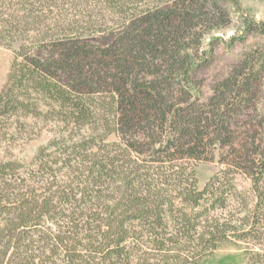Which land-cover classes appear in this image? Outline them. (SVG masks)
<instances>
[{
    "label": "rangeland",
    "instance_id": "rangeland-1",
    "mask_svg": "<svg viewBox=\"0 0 264 264\" xmlns=\"http://www.w3.org/2000/svg\"><path fill=\"white\" fill-rule=\"evenodd\" d=\"M183 3L195 7L187 17L180 13ZM119 4L110 0H0V14L5 19L14 17L13 32L30 41L32 54L50 44L47 33L57 46L78 41L93 53L91 72L97 83L87 98L102 109L98 114L106 116L110 132L102 138L94 134V147H105V152L117 156L123 165L121 176L135 179L140 193H147V185L164 189L169 205L161 230L164 246L152 244L145 231L136 233L139 264H155L167 254L186 264H264V221L257 224L251 238H228L215 248H206L199 237L212 223L211 217L220 224L227 220V227L242 226L243 217L255 204L252 180L260 174L259 159L264 158V34L258 29L264 25V0H139L135 6L126 2L124 11ZM170 5L176 14L164 31L168 37L164 44L155 51L122 54L126 51L115 41L146 27L149 10ZM110 45H114L111 55L122 57L119 65L105 55ZM16 46L17 41L13 46L6 40L0 42V93L10 89L7 82ZM47 51L49 56L60 53L54 48ZM118 79L125 84L119 85ZM24 94L25 106L0 105V163L21 165L16 177L5 175L12 179V186L4 185L12 188L13 179L30 177L37 193H49L69 173L63 159L87 153L77 145L99 122L70 118L54 100L32 88ZM146 95L161 97V104H156L159 111L151 108ZM194 144L197 149L192 152ZM42 150L48 155L46 164L53 165L49 172L39 169L42 159L37 157ZM192 173L200 186L217 175L216 186L225 193L224 203L207 208L210 222L206 215L197 220L179 212L184 206L172 187L176 178L186 181ZM12 191H4L8 204L15 200ZM6 209L0 207L4 236L8 234L4 232ZM49 226L50 221L43 220L30 230L35 231L34 236L30 233L34 242H28L32 255L45 251L48 241L41 232ZM185 230L191 232L184 235ZM12 264L28 263L17 259Z\"/></svg>",
    "mask_w": 264,
    "mask_h": 264
},
{
    "label": "trees",
    "instance_id": "trees-1",
    "mask_svg": "<svg viewBox=\"0 0 264 264\" xmlns=\"http://www.w3.org/2000/svg\"><path fill=\"white\" fill-rule=\"evenodd\" d=\"M110 1L120 3L121 10L127 8L128 4L135 6L139 2V0ZM171 6L149 10L148 16H145L148 24L146 27H142L133 35H126L115 41L116 45L123 46L126 51L122 54L126 56L127 52L158 50L162 42L164 44L168 39L164 31L176 14ZM194 9L192 3H183L180 13L187 17ZM13 22V16L5 19L0 14V42L6 40L13 46L17 41L15 58L7 82L10 89L5 88L0 93V105L6 102L14 106L27 105L28 100L24 97V93L32 88L41 96L54 100L52 102L56 104L55 106L67 111L70 118H75L78 122L90 121L96 125L98 120L99 124L93 128V131L90 130L89 135L84 136V141L80 142V145H77L83 150L85 148L86 154L70 155L74 156L73 159L70 156L63 159L64 164L68 165L69 173L65 174L64 183L53 191L48 189L49 193H37L30 177H24L22 180L15 178L13 179L15 186L7 187L12 186V179L5 175L11 173L16 177L18 167L21 165L15 161L0 163V207L7 208L8 213L4 223V232L7 230L8 234L4 236L3 230L0 233L2 241L0 264H12L17 259H22L28 264L47 262L49 264L50 262L52 264H139L135 257L138 252L134 248L135 240L138 239L136 233L145 231L150 236L152 244L157 242L165 245V241L161 239L164 214L168 211L165 209L168 203L162 192L164 189L160 187L152 189L147 185V193H140L135 189V179L129 180L128 177L121 176L123 165L116 160L117 156L105 152V147L103 149L94 147V134L102 138L110 132L106 130L108 127L106 116L98 114H102V109H98L97 104L87 98L88 90L93 89L97 83L94 79L95 74L91 72L93 61L90 57L93 53L78 41L57 46L54 44L56 39L53 42L52 36L49 37L47 33L50 44L43 46L37 54H32L29 51L31 48L28 47L30 41L17 37L13 32L16 29ZM260 26L258 29L264 34V25ZM114 45L104 50L109 55L104 54L112 57L110 60L119 65L122 57L110 53ZM47 48H54L60 53L49 56ZM52 67L57 70L55 73L51 71ZM58 71L60 74L63 71L64 73L60 76ZM118 80L119 85L125 84V80ZM145 97L146 101L149 100L151 108L160 110L159 105L156 104H161V97L160 99L149 98L148 95ZM79 147L73 148L74 153ZM196 149V144L190 147L192 152ZM46 156L43 150L38 154L37 158L42 159L39 169H46L49 172L53 170V165L46 164L48 163L44 158ZM259 162L260 174L252 180L255 204L242 219L248 227L243 226L245 222L242 226L227 227L230 224L227 220L220 224L217 219L211 217L212 223L207 224L205 232L199 235L200 242L206 248H215L218 243L228 238L247 240L257 230V224L264 221V169H262L264 158H260ZM71 174L74 176V181H70ZM217 179V175H213L200 186L193 173L186 181L181 177L176 178L172 188L184 206L179 210L180 213L183 212L182 217L194 215L193 217L198 220L199 216L206 215V221L210 222L207 208L226 201L225 193L216 186ZM8 189L13 190L15 197V200L9 204L6 202L8 197L4 192ZM43 220L50 221V226L45 231L40 230L42 237L48 241L47 247L42 254L35 256L32 255L33 251H30L28 244L34 242L31 241V237L34 236L35 231L30 230L37 229ZM185 224L186 222L182 223V226L185 227ZM189 231L185 230L183 234L186 235ZM179 232H182L181 228ZM30 233H33L32 236ZM156 260L155 264H186L177 259L171 260L168 254ZM144 261L146 262L145 259ZM146 264L154 263L147 261Z\"/></svg>",
    "mask_w": 264,
    "mask_h": 264
}]
</instances>
